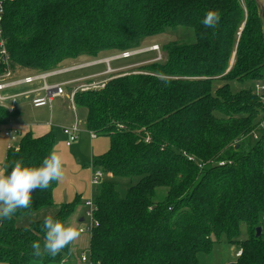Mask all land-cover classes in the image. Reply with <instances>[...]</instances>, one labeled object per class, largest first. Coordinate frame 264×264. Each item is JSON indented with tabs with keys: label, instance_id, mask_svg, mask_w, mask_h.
Listing matches in <instances>:
<instances>
[{
	"label": "trees",
	"instance_id": "16d2710c",
	"mask_svg": "<svg viewBox=\"0 0 264 264\" xmlns=\"http://www.w3.org/2000/svg\"><path fill=\"white\" fill-rule=\"evenodd\" d=\"M261 1L0 0V41L13 70L50 72L70 60L139 50L169 29L195 33L193 44L164 46L160 61L74 95L86 128L110 139L108 153L94 162L104 179L94 198L92 264H216L222 246L223 253L242 250L224 264H264L263 230L257 235L264 219V102L254 91L264 82ZM210 9L220 13L216 30L201 24ZM232 83L247 88L234 91ZM16 112L0 107V128ZM55 141L53 131L25 135L9 149L5 167L10 172L17 159L39 166ZM119 179L130 183L125 194ZM57 186L37 189L30 209L0 220V264H64L71 256L72 244L54 258L34 257L31 244H43L44 219L18 223L55 207ZM82 203L77 197L53 217L66 223ZM242 227L246 240H239Z\"/></svg>",
	"mask_w": 264,
	"mask_h": 264
},
{
	"label": "crops",
	"instance_id": "0c3cea01",
	"mask_svg": "<svg viewBox=\"0 0 264 264\" xmlns=\"http://www.w3.org/2000/svg\"><path fill=\"white\" fill-rule=\"evenodd\" d=\"M55 82L62 83L65 81ZM68 92L70 93L66 89L67 94ZM64 97L67 96L56 99L52 109H36L27 101H22L12 120L16 123L19 132L22 133L21 138L27 134L41 137L52 131L55 133L54 150L62 156L64 161V178L58 182V186L54 191L55 207L53 211L57 212L61 205L72 203L77 197H81L83 203L80 206L83 208V213L81 214L80 207L77 210L78 212L75 213L79 221L84 224L87 222L85 220L87 210L85 202L88 199L95 198L98 192V187L92 185L94 174L98 170L94 162L97 157L108 153L110 139L108 137H99L95 133L90 132L85 125V112L77 108L74 109L73 102L66 101ZM74 125H78L80 128L78 140L71 146H67L68 136L64 133V129L71 128ZM4 130L5 127L0 128V167H5L10 145L9 140L4 136ZM92 133L95 134V138ZM21 138L14 147H18Z\"/></svg>",
	"mask_w": 264,
	"mask_h": 264
},
{
	"label": "rangeland",
	"instance_id": "374dc122",
	"mask_svg": "<svg viewBox=\"0 0 264 264\" xmlns=\"http://www.w3.org/2000/svg\"><path fill=\"white\" fill-rule=\"evenodd\" d=\"M261 5L264 7V0L261 1ZM264 15V13H263ZM196 42V37L193 29L187 28V27H179L176 29H169L165 34L152 38L148 40L142 47L139 49L140 53L139 55L134 56L131 59H121V60H115L114 62H111V69L108 70V65L105 64L107 60H112L113 57L118 55H110L109 57H99L97 59H89V58H81L78 60H70L67 62H64L58 69H67L72 68L76 66H83L80 69H77V71H71V73H68L67 75L63 77H57L54 78L52 82L55 81H62L65 82L74 81L75 83H71L66 86V89L70 91L68 94L65 92L64 97L66 101L72 102L71 100V93L74 92L76 88L79 87V91H82L83 88L89 87V88H99L103 87L108 80H110V77L121 75L133 71H138L140 68L151 64L155 59L161 56L162 59V50L163 47L171 44V43H179V44H193ZM103 61L104 63H101ZM14 68V67H13ZM15 70V71H14ZM14 73L17 76H26V75H33L37 72H30L29 70H24L19 67L14 69ZM3 74V73H2ZM81 78V79H80ZM82 80V81H78ZM78 81V82H76ZM264 84V82H262ZM72 86V87H71ZM249 86V85H248ZM69 87V88H67ZM250 87V86H249ZM82 88V89H81ZM232 88L234 91H239L241 89H246L247 85H240L238 83H232ZM254 91L258 95V92L255 89ZM264 95V94H262ZM260 96V95H259ZM264 118V116H261ZM9 122H12L15 126L16 123L11 119ZM8 122V123H9ZM264 124V123H263ZM5 127V126H4ZM117 184L119 187V191L121 194H125V191L127 190L129 186V182L124 179L117 180ZM54 199V194H53ZM158 201L163 200V196L158 195L157 198ZM55 204V201H54ZM81 208V214L83 213V208L81 206H78L76 208V213L78 212V208ZM54 206L52 208L44 209L38 213H36L33 216H28L21 221H19L20 227L22 226H28L32 222L45 219L48 215H55L56 212L53 211ZM76 213L73 215L71 219H69L66 223H74L78 230L84 225L88 224L89 221L86 223H81L76 217ZM263 235H264V219H263ZM90 234H80L79 238L75 240L72 243V254L70 257H68L64 264L68 262V264H90V262H84L82 261V254H86L88 257H90L89 252V242H90ZM248 239V233L247 229L245 227H242L241 235L239 240H246ZM223 248H226L225 246L219 247L216 249L217 256L212 259L211 263L216 264H224L225 262H231L235 260V257H237L235 254L239 250V246H232L228 248V251L223 253ZM32 264H40L37 262H33Z\"/></svg>",
	"mask_w": 264,
	"mask_h": 264
},
{
	"label": "clouds",
	"instance_id": "9594fccd",
	"mask_svg": "<svg viewBox=\"0 0 264 264\" xmlns=\"http://www.w3.org/2000/svg\"><path fill=\"white\" fill-rule=\"evenodd\" d=\"M220 19V13L210 9L201 24L206 29L216 30ZM63 163L62 156L53 150L39 166H25L23 159H17L11 162L10 172L8 168L0 167V220L11 219L18 209H30L34 191L46 190L53 181H62ZM42 231L45 233L43 244L39 240L31 244L32 255L41 260L45 256L56 257L81 234L74 223L61 222L52 215L45 217Z\"/></svg>",
	"mask_w": 264,
	"mask_h": 264
},
{
	"label": "built area",
	"instance_id": "2783aa9c",
	"mask_svg": "<svg viewBox=\"0 0 264 264\" xmlns=\"http://www.w3.org/2000/svg\"><path fill=\"white\" fill-rule=\"evenodd\" d=\"M246 0H241V3L244 5ZM4 13V8L2 3H0V23L2 22V15ZM141 54L139 50L122 53L118 56L112 58V60H107L105 64L108 65V70L111 69V62L121 59H131L136 55ZM161 56L155 59L154 61H160ZM101 63H104L101 61ZM0 64L3 65L4 72L0 75V107L7 109L9 112H15L22 101H27L33 108H49L52 109L56 99L65 96L66 86L75 83L74 81L69 82H52L54 78L59 76L66 75L71 73V71H76L77 69L82 68L83 66H76L67 69H57L50 72L36 73L33 75L26 76H17L15 75L12 67L8 52L6 50V44L4 40L0 41ZM82 81V80H78ZM76 81V82H78ZM82 89V88H81ZM89 87H85L82 90H88ZM255 89L258 92V95L263 96L264 102V84L256 83ZM79 90V87L71 93V100L74 102V95ZM75 109V108H74ZM264 126V125H262ZM80 128L78 125H74L71 128H65L64 133L68 136L66 142L67 146H71L74 142L78 140V133ZM21 134L18 128L12 123L9 122L5 126L4 136L9 140L10 145L8 149H18L14 145L20 140ZM95 138V134H93ZM254 138L257 139L258 136L255 134ZM104 179V174L101 170H96L92 185L98 187L101 185ZM87 208L85 213V220L89 221L88 224H85L79 231L81 234H92L94 227L98 226L94 218L95 203L94 198L88 199L85 202ZM242 255V250L240 249L236 256L240 257ZM82 261L91 262V258L86 254H82ZM65 263V262H64Z\"/></svg>",
	"mask_w": 264,
	"mask_h": 264
},
{
	"label": "water",
	"instance_id": "95a60500",
	"mask_svg": "<svg viewBox=\"0 0 264 264\" xmlns=\"http://www.w3.org/2000/svg\"><path fill=\"white\" fill-rule=\"evenodd\" d=\"M261 234H262V228H259V229L257 230V235L260 236Z\"/></svg>",
	"mask_w": 264,
	"mask_h": 264
}]
</instances>
